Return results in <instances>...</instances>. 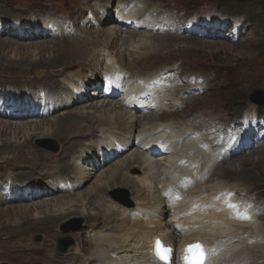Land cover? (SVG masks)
Segmentation results:
<instances>
[{"label": "rangeland", "instance_id": "rangeland-1", "mask_svg": "<svg viewBox=\"0 0 264 264\" xmlns=\"http://www.w3.org/2000/svg\"><path fill=\"white\" fill-rule=\"evenodd\" d=\"M130 1L133 0H111L108 9H113L118 4L124 6ZM107 2L108 0H0V112L3 109L7 111L12 108L15 104L14 101L22 103L18 97H21L23 92L35 91L31 90L34 89L33 85H41L39 83L51 85L50 82L55 81L48 76L51 71L58 74L65 68L86 59V51L79 46L82 54H77L73 58L64 56L62 53L70 51L68 49H77V42L87 41L94 43L93 55L100 62L106 59L112 63L113 60L108 57L111 52H121V54L126 52L127 55L130 54L138 60L149 59L148 67L137 65L136 68H133L140 78L151 77L162 71L163 73L173 71L165 76L172 86L160 94L162 97L165 96L164 106L146 115L133 114L134 118L142 119L143 126L160 124V120L157 118H163L167 114L170 116L163 120L162 124L185 132L192 129V132L197 131L199 135L202 133V142L210 143L208 132L210 124L222 123L226 125L228 121L238 120L247 113L264 117V103L255 106L249 102V96L253 91L264 90V0H141V5L144 8L156 9L155 13H151L154 17L158 16L155 22L149 21L150 16L149 19L139 23V26L136 25L129 29H121L113 23H104L99 26V29L110 28L108 32L112 31L122 38L133 36L134 40L131 42L129 40L123 43L120 39L117 42L119 44L116 46L117 49L114 47L109 49L107 46L108 37L98 36L96 32L98 28L83 21L90 17L89 13L93 11L91 9L85 13L83 7L87 3L104 6ZM81 16L84 18L79 19ZM190 16L197 21L209 22L213 20V17H216L219 24L234 18L239 19L244 24V30L235 42L216 38L191 37L181 33L186 27L183 23L187 20L185 18ZM34 23L52 27L54 37L51 35L45 38H36L37 33L32 29ZM63 74H68L70 77L71 71L66 70ZM63 74L60 73L58 76L61 81ZM69 77H63V79L66 81V78ZM193 77L202 78V83L197 82L199 84L192 85L188 81ZM198 86L204 89L202 93L188 94ZM48 88L44 89L43 87L42 89L47 90ZM50 92H53L51 88ZM110 101L113 103L111 105L119 102L118 100ZM170 104L174 106L170 107ZM84 107L86 106L80 108ZM14 110L21 112L16 108ZM76 110L77 108L62 109L46 120L41 119L40 117L43 116L40 114L38 118L24 120L0 118V122L31 123L33 126L39 122L45 124L55 121L62 115ZM8 111L12 112V110ZM83 111L89 115H93L94 112L91 108H86ZM70 118L75 119L76 117L72 115ZM2 127L0 126V178L3 179L12 172L23 171V175H26L31 170L30 166L34 170L38 169L36 170L38 173L43 172L52 166L54 161L45 160L38 154L57 156L67 143L68 146L74 143L70 142V139L80 138V136L75 138L74 135L77 134L75 131H71L65 132L59 138L39 139L38 136L42 131H31L29 133L35 135L31 136L27 145H21L24 153H20L13 151L9 144H23L24 139H22L21 132L18 137L12 125L6 129ZM42 127V130L47 129L45 125ZM81 127L82 125L75 126V130ZM30 128L32 129V127ZM54 128L56 130V127ZM140 128L138 127L137 130ZM50 141L57 143L59 147L57 154L39 148L40 142L43 146H53ZM26 152H29L39 162L26 160ZM40 160L44 163H41ZM227 163L226 166H222V171L216 170L218 164H212L204 171L208 177L213 175L207 184L218 189L208 198L205 196L206 202L210 200V204H212L219 193H222L227 199L228 191L239 192V197L243 198L242 206L247 207V213L251 219V223L248 224L254 223L257 226L258 230L255 233H258V240L264 246V144L257 150L229 159ZM43 164H45V168H40ZM82 167L87 168L88 166ZM109 169V167L103 168L102 171L108 172ZM101 172L96 173L97 176L86 184L84 189L55 194L54 198L58 195H76L90 189L89 192H91L92 186ZM129 175L134 178L141 174L132 168L129 170ZM24 180L26 178H22L20 181ZM64 188L67 189V186L65 185ZM105 193L102 196V202L105 204L103 211L111 205L124 208L131 204L135 206L140 202L141 194H138L130 186L117 185ZM35 195L36 193L31 196ZM246 199L253 203L247 206ZM36 201L33 199L20 201L15 198L9 203L0 202V213L13 207H24L32 211L29 216L24 214L22 217L19 215L5 219L0 217V264H61V262L63 264L70 257L67 255H71L77 240H84L87 235L91 239L90 224L77 215L81 212L79 210L70 209L74 215L71 214L57 227L47 228L46 225L43 226V223L39 222L35 224V220L41 221L49 214L47 209H51V211L57 209L51 207L53 204L47 205L51 204V199ZM98 206H102V204ZM20 218H23L24 223L15 226V220ZM164 220L166 221V219ZM105 226L103 224L102 228ZM54 235L58 238L57 240L52 239ZM62 240H70L74 243V246L69 248V253L65 255H62L63 253L60 251ZM249 242L251 243V241Z\"/></svg>", "mask_w": 264, "mask_h": 264}, {"label": "bare ground", "instance_id": "bare-ground-1", "mask_svg": "<svg viewBox=\"0 0 264 264\" xmlns=\"http://www.w3.org/2000/svg\"><path fill=\"white\" fill-rule=\"evenodd\" d=\"M110 3L111 0H108L104 6L87 3L83 10L85 9V13H87L88 10L93 9L92 13L94 16L96 14L95 25L93 21L88 19L85 21L98 28L96 31L98 36L108 37V45H106L109 49L112 47L117 49V42L120 39L123 43L129 40L131 42L134 40L133 36L122 38L119 34L115 35L112 31L111 33L108 32L110 28L99 29V26L104 23L115 22L114 14H118L117 18L120 22H128L131 19L126 13L127 9L133 4L141 3V0L130 1L124 7H120L121 4H118L113 9H108ZM155 12L156 9L152 10L147 7L141 11H136L140 18L148 15L149 19L151 16L150 22H155L158 18V16L154 17L151 14ZM100 13L103 16H100ZM83 18L81 16L79 19ZM33 26L32 29L37 33L36 38H45L51 35L54 37L52 27L40 26L36 23ZM112 35L115 36L112 37ZM109 38L110 40H108ZM76 46L83 48L87 57L60 72L63 74L66 70H70V77L68 74H63L61 81L58 78L60 73L56 74L55 71H51L48 76L55 79V81L50 82L51 85L39 83L41 85H33L34 89H31L32 91L35 90L33 91L34 94L36 95L37 92L39 97H28L27 103L20 98L22 103L15 101L13 106H22L27 113L32 112L29 108L38 114L43 110V117L40 118L45 120L62 109L77 108V110L45 124L39 122L32 126L31 123L9 124L0 122V126L6 129L12 125L18 137L21 132L22 139H24L23 144H9L13 151L20 153H24L21 145H27L31 136L35 135L34 133L30 134L31 131H42L38 136L39 139L59 138L65 132L71 131H75L77 134L74 135L75 138L79 136L80 138L70 139V142L74 143L69 144V146L67 143L57 156L38 154L40 157L43 156L42 158L45 160L54 161L53 165L43 172L38 173L36 172L38 169L34 170L30 166L31 170L26 175H23V171L18 169L20 172H12L8 177L0 178V202L9 203L17 196L23 195H28V198L22 197V200L51 199V204L47 205L53 204L51 207L57 209L54 211L47 209L48 215L41 221H34L35 224L43 223V226L46 225L47 228L57 227L73 213V211L70 212V209L81 211L77 215L89 222L92 237L89 239V235H87L84 240H77L71 255H67L70 257L63 264H160L154 256L157 241L163 246L167 245L173 248L174 252L175 250L179 252L178 257H174L170 264H181L183 258L190 253L189 248L196 246L198 242L204 245L209 254L213 253L211 258L209 256L207 264H264V246L258 240V233H255L258 230L257 226L254 223H235L225 213H220L212 207L213 205H209L210 200L206 202L207 198L218 189L207 184L213 175L208 177L203 174L211 163V156H215L212 163L218 157L216 153L211 155L208 151H202L199 148L196 144L198 140L191 138L192 129H189L187 133L180 129L175 130L174 127L167 124H162L161 122L170 116L167 114L163 118H157L160 120V124H153L149 127L148 125L143 126L142 119L134 118L131 109L124 108L118 102L111 105L113 103L110 100L104 99L101 95H96L95 92L84 93L86 88H91L97 84L99 77H102L101 71L103 69L109 71L118 67L126 71L130 75L131 81L136 83L132 79H137L139 76L133 71V68H136L137 65L144 68L148 67L149 59L138 60L130 54L127 55L126 52L122 54L121 52H111L108 57L113 60L112 63L106 59L100 62L93 55L94 43L83 41L77 42ZM79 47L75 50L68 49L70 51L62 54L73 58L77 54H82ZM66 76L69 78H66L65 81L63 77ZM113 78L115 77L111 75L108 80L112 81ZM131 81L129 80V82ZM43 87L44 89L49 88L43 90ZM136 87H138L137 84ZM50 88L53 92H50ZM34 98L42 100L44 106L40 103L36 104ZM133 100L131 98L130 102ZM83 106L86 107L80 108ZM163 106L162 99L159 98L158 108L161 109ZM169 106L173 107L174 105L170 104ZM86 108H91L94 111L93 115L83 111ZM156 110H158L157 107ZM17 114L3 109L0 112V118L8 120L36 118L29 114H23V116ZM72 115L76 118L71 119ZM24 116L25 118H23ZM43 125L47 126L46 130H42ZM80 125L82 127L75 130V126ZM138 127L141 128L137 130ZM164 137H167L170 145L173 146V153L156 160L148 157L144 148L154 145L157 140ZM25 154H27L26 160L39 162L29 152ZM120 156L124 157L119 159ZM180 162L181 165H179ZM113 163L115 164L113 165ZM225 164L226 161L217 165L216 170L223 169L222 166ZM84 165L88 167L83 168ZM107 167L110 168L109 171L103 172L102 169ZM40 168H45V164ZM132 168L139 171L141 175L134 178L130 177L129 170ZM89 172L90 174H88ZM99 172L101 173L92 186L91 192H89L90 189L76 195H58L54 198L55 194L84 189L86 184L91 182L97 176L96 173ZM182 176H192L195 182L188 191L183 193V199L172 203L171 200H167V196L169 191L173 193L183 188L184 185L179 184ZM22 178H26V180L20 181ZM66 184H71L69 186L72 190L65 192ZM117 185L130 186L134 191H137L138 194H141L139 196L140 202L135 206L131 204L124 208L111 205L103 211L105 204L102 202V196ZM34 191H39L37 192L39 194L33 197L31 195L34 194ZM99 204L102 206H98ZM198 205L200 208H194ZM81 208L83 210H80ZM31 212V209L28 208L13 207L2 211L0 217L5 219L18 217V215L22 217L24 214L29 216ZM51 212L53 214H50ZM22 221L23 218L15 220L14 225L19 226L24 223ZM103 224L106 225L104 228H102ZM106 228L110 230L108 229V231ZM52 239L57 240L58 238L54 235ZM176 242L178 243L176 244ZM212 243H218L223 249L222 252L219 253L217 248L214 249ZM56 254L58 255L57 251ZM70 261L74 262L71 263Z\"/></svg>", "mask_w": 264, "mask_h": 264}, {"label": "snow or ice", "instance_id": "snow-or-ice-1", "mask_svg": "<svg viewBox=\"0 0 264 264\" xmlns=\"http://www.w3.org/2000/svg\"><path fill=\"white\" fill-rule=\"evenodd\" d=\"M235 207V206H233ZM193 248L195 249V252L192 256L188 257L186 256V264H203V257H202V250L200 249L199 245L192 246L189 248L188 251H193ZM170 249L164 248L159 241H157L156 244V255L159 257V259L167 262L168 256L170 254Z\"/></svg>", "mask_w": 264, "mask_h": 264}, {"label": "water", "instance_id": "water-1", "mask_svg": "<svg viewBox=\"0 0 264 264\" xmlns=\"http://www.w3.org/2000/svg\"><path fill=\"white\" fill-rule=\"evenodd\" d=\"M251 100L257 103H262L264 101V92H261V91L254 92L253 95L251 96ZM51 143H53V146H43L42 143L40 142L39 148H42L44 150L57 154L59 152V147L57 143L54 141H52ZM39 241H41V238H39ZM73 244L74 243L70 240H62L60 242V251L63 254L68 253L69 248L72 247Z\"/></svg>", "mask_w": 264, "mask_h": 264}]
</instances>
